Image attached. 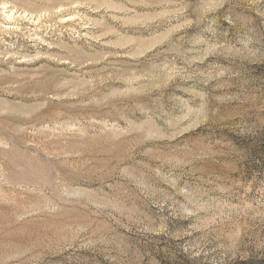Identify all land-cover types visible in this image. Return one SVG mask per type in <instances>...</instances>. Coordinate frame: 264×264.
<instances>
[{
    "label": "rangeland",
    "instance_id": "obj_1",
    "mask_svg": "<svg viewBox=\"0 0 264 264\" xmlns=\"http://www.w3.org/2000/svg\"><path fill=\"white\" fill-rule=\"evenodd\" d=\"M0 264H264V0H0Z\"/></svg>",
    "mask_w": 264,
    "mask_h": 264
}]
</instances>
